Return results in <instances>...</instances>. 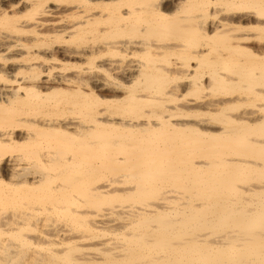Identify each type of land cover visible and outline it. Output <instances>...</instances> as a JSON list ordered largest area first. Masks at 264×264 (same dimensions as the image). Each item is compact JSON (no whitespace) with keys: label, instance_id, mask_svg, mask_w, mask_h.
<instances>
[{"label":"bare ground","instance_id":"6f19581e","mask_svg":"<svg viewBox=\"0 0 264 264\" xmlns=\"http://www.w3.org/2000/svg\"><path fill=\"white\" fill-rule=\"evenodd\" d=\"M0 264H264V0H0Z\"/></svg>","mask_w":264,"mask_h":264},{"label":"rangeland","instance_id":"374dc122","mask_svg":"<svg viewBox=\"0 0 264 264\" xmlns=\"http://www.w3.org/2000/svg\"><path fill=\"white\" fill-rule=\"evenodd\" d=\"M4 179H7L5 176L3 177ZM41 226L39 225V228H40ZM33 232H34V230H33ZM37 232V231H36Z\"/></svg>","mask_w":264,"mask_h":264}]
</instances>
